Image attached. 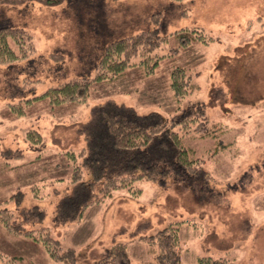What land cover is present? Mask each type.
I'll use <instances>...</instances> for the list:
<instances>
[{"label": "rangeland", "instance_id": "rangeland-1", "mask_svg": "<svg viewBox=\"0 0 264 264\" xmlns=\"http://www.w3.org/2000/svg\"><path fill=\"white\" fill-rule=\"evenodd\" d=\"M0 2L3 19L24 27L34 47L27 58L0 65V213L10 215L11 224L73 249L74 264H94L120 242L127 257L107 258V264H163L160 255L167 251L177 252L178 264H199L200 258L264 264V0ZM153 29L167 42L153 50L158 59L149 75L136 65L111 81L94 82L85 103H25L72 79L93 77L106 41ZM183 29L208 41L181 47L175 32ZM177 67L196 86L180 101L171 87ZM106 102L167 119L203 109L223 123L229 132L222 139L231 145L217 154L212 139L182 136L198 157L211 153L203 163L212 174L209 191L172 177L167 184L139 180L99 198L80 220L54 223L56 205L73 185L70 154L81 162L82 130L93 109ZM31 130L39 133L38 142L27 136ZM34 206L43 220L31 216ZM0 264L63 263L0 222Z\"/></svg>", "mask_w": 264, "mask_h": 264}, {"label": "trees", "instance_id": "trees-1", "mask_svg": "<svg viewBox=\"0 0 264 264\" xmlns=\"http://www.w3.org/2000/svg\"><path fill=\"white\" fill-rule=\"evenodd\" d=\"M61 1L63 0H45V3L53 5ZM71 1L73 0H66L69 5ZM85 1L86 3L97 1L98 4L103 2ZM1 12L2 9H0V65L11 66L14 62L27 58L34 51L32 36L24 27L13 25L11 21L3 19ZM175 35L181 47L194 40L202 43L208 41L195 31L188 32L186 29L176 31ZM164 42H167V36L160 35L157 29L110 39L106 41L101 54L95 60L93 77L72 79L42 94L33 95L26 99L25 103L44 98L52 106L72 102L85 103L94 82L111 81L136 65L149 75L156 67L158 59L153 58L151 54ZM136 57L139 59L134 62ZM171 87L178 101L196 88L190 76L180 67L171 73ZM8 106L14 114L18 116L24 114L21 108L16 107L17 105ZM176 116L167 119L158 112L138 114L132 107L115 102L96 106L92 111L91 121L84 127V131L82 130L86 144L78 155L81 162L77 163L76 156L70 154V159L75 163L70 181L73 185L56 205L54 223L80 220L85 208L97 202L99 198L109 197L113 191L131 187L139 180L167 184L168 178L172 177L179 183L197 188L198 191H209L208 185L212 180V174L204 168L203 163L211 160V153L208 151L205 156L198 157L193 148L183 143L182 136L187 133L196 134L193 137L197 138L212 139L215 141L214 153L217 154L231 145L222 139L229 130L223 123L211 121L203 109H185ZM193 123H197L195 128L191 127ZM200 127L204 131H200ZM180 132H183L182 135ZM27 136L33 142H38L41 138L34 130L28 131ZM21 195L22 193L16 194L17 199ZM30 212L31 216H37L39 221L43 220L44 212L39 207L34 206ZM0 222L11 234L24 236L42 245L52 260L74 264L73 249L63 250L58 241L46 233L36 236L32 230L15 227L10 223V215L6 212L0 213ZM167 229L169 231L171 227ZM173 242L176 243L177 240ZM171 252L167 251L160 255L163 264H178L177 252ZM171 254H174L173 260ZM115 257H127L125 243L114 244L108 249L106 257L94 264H107V258L112 261L111 259ZM198 263L225 264L223 260L211 258H200Z\"/></svg>", "mask_w": 264, "mask_h": 264}]
</instances>
